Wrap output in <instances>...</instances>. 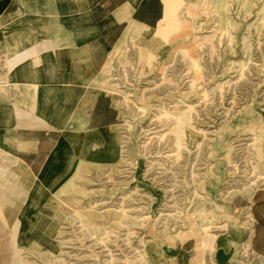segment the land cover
<instances>
[{
    "label": "rangeland",
    "instance_id": "obj_1",
    "mask_svg": "<svg viewBox=\"0 0 264 264\" xmlns=\"http://www.w3.org/2000/svg\"><path fill=\"white\" fill-rule=\"evenodd\" d=\"M5 77L0 53V107L20 90ZM92 77L86 90L124 112L121 132L83 142L67 127L47 142L36 189L54 202L26 212L27 263L264 264V0H171ZM16 98L0 108L14 151L26 149L15 105L34 110Z\"/></svg>",
    "mask_w": 264,
    "mask_h": 264
},
{
    "label": "crops",
    "instance_id": "obj_2",
    "mask_svg": "<svg viewBox=\"0 0 264 264\" xmlns=\"http://www.w3.org/2000/svg\"><path fill=\"white\" fill-rule=\"evenodd\" d=\"M170 1L0 0L5 87L20 88L14 92L8 88L9 98L0 108L7 110L16 97L24 102L31 98L34 105V114L23 102L15 105V135L26 149L0 146V264H28L21 249L22 227L29 208L52 209L54 200L41 203L36 183L63 130L74 129L83 142L95 129H103L97 134H109L115 129L110 126L120 125V131L124 116L120 105L108 90L99 93L86 86L95 79L93 74L105 70L126 34L161 23ZM18 20L19 30L10 26ZM8 48L13 51L6 57ZM2 132L6 133L0 124ZM47 142H56L50 151ZM97 144L103 145L90 146Z\"/></svg>",
    "mask_w": 264,
    "mask_h": 264
}]
</instances>
